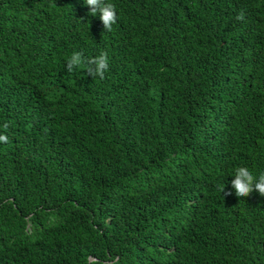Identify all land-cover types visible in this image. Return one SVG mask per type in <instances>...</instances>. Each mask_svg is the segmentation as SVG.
I'll return each instance as SVG.
<instances>
[{
	"label": "trees",
	"instance_id": "1",
	"mask_svg": "<svg viewBox=\"0 0 264 264\" xmlns=\"http://www.w3.org/2000/svg\"><path fill=\"white\" fill-rule=\"evenodd\" d=\"M108 2L0 0V264H264V0Z\"/></svg>",
	"mask_w": 264,
	"mask_h": 264
},
{
	"label": "clouds",
	"instance_id": "2",
	"mask_svg": "<svg viewBox=\"0 0 264 264\" xmlns=\"http://www.w3.org/2000/svg\"><path fill=\"white\" fill-rule=\"evenodd\" d=\"M84 2L90 8V15H99L104 32L112 31L113 25L117 22L115 5L108 2V0H84ZM238 19H243V13L238 16ZM81 65L86 66L88 75L93 78L99 76L103 79L109 67L107 53L102 52L95 58L85 60L82 53L74 52L67 60L66 70L71 73ZM6 127L7 125H5ZM7 141L8 137L0 134V142L7 143ZM231 187L234 189L237 197H247L252 192H257L260 196L264 197V172L256 176L247 167H237L235 169L234 179L231 181ZM231 194V192L226 193V195Z\"/></svg>",
	"mask_w": 264,
	"mask_h": 264
}]
</instances>
